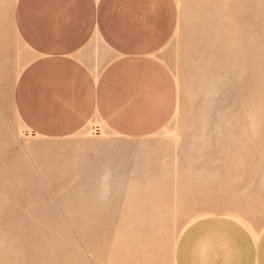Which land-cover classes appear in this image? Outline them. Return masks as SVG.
I'll return each instance as SVG.
<instances>
[{
  "label": "rangeland",
  "instance_id": "obj_1",
  "mask_svg": "<svg viewBox=\"0 0 264 264\" xmlns=\"http://www.w3.org/2000/svg\"><path fill=\"white\" fill-rule=\"evenodd\" d=\"M15 1L0 0V264H175L191 222L246 189L264 203V0H175L177 108L140 139L97 117L65 137L26 128Z\"/></svg>",
  "mask_w": 264,
  "mask_h": 264
},
{
  "label": "crops",
  "instance_id": "obj_2",
  "mask_svg": "<svg viewBox=\"0 0 264 264\" xmlns=\"http://www.w3.org/2000/svg\"><path fill=\"white\" fill-rule=\"evenodd\" d=\"M178 21L175 0H16L13 24L31 53L13 88L19 120L49 138L93 117L126 138L159 132L178 103L162 54ZM244 194L184 229L175 264H264L261 191Z\"/></svg>",
  "mask_w": 264,
  "mask_h": 264
}]
</instances>
